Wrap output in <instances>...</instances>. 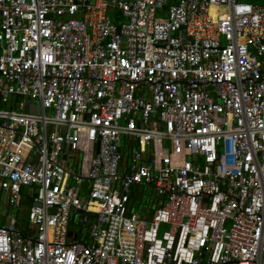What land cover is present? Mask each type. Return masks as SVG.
I'll return each instance as SVG.
<instances>
[{"label": "built area", "instance_id": "obj_1", "mask_svg": "<svg viewBox=\"0 0 264 264\" xmlns=\"http://www.w3.org/2000/svg\"><path fill=\"white\" fill-rule=\"evenodd\" d=\"M4 206L0 264H264V0H0Z\"/></svg>", "mask_w": 264, "mask_h": 264}, {"label": "trees", "instance_id": "obj_2", "mask_svg": "<svg viewBox=\"0 0 264 264\" xmlns=\"http://www.w3.org/2000/svg\"><path fill=\"white\" fill-rule=\"evenodd\" d=\"M239 1L248 2V3H257V1H261L262 2V0H239ZM139 194H140L139 197L138 196H134L133 197V199H132V201H133L132 206L134 207V209L136 211L139 212V214L141 216H145V213L147 211L150 212V210H152L153 207L151 205V200L148 201L147 198H146V196H147L148 193L146 194L145 187L144 188H141V190L139 191ZM6 207H8V206H6ZM28 208H29V205H28V203H26L25 205H23L18 210V212H19V219L18 220L19 221H18L17 225H19V228L23 231L24 234L26 233V229L23 228V223L26 221L25 220V217H26V211L28 210ZM6 212H8V211L6 210Z\"/></svg>", "mask_w": 264, "mask_h": 264}, {"label": "rangeland", "instance_id": "obj_3", "mask_svg": "<svg viewBox=\"0 0 264 264\" xmlns=\"http://www.w3.org/2000/svg\"><path fill=\"white\" fill-rule=\"evenodd\" d=\"M257 3H261V1H257ZM145 190H146V194L148 193L146 196L147 200L148 201L154 200L155 196H154V193L152 192V189L150 187H145ZM5 210L10 211L8 209V207H6V206L4 207L3 211H5ZM151 212H152V210H151Z\"/></svg>", "mask_w": 264, "mask_h": 264}, {"label": "crops", "instance_id": "obj_4", "mask_svg": "<svg viewBox=\"0 0 264 264\" xmlns=\"http://www.w3.org/2000/svg\"><path fill=\"white\" fill-rule=\"evenodd\" d=\"M152 203H153V200L151 201V205H152ZM152 207H153V205H152ZM150 214H152L151 210H150L149 213L146 212V213H145V216H146V217H149ZM5 215H6V210L3 212V215H1V218H0V222H1V223L4 221V217H5Z\"/></svg>", "mask_w": 264, "mask_h": 264}, {"label": "bare ground", "instance_id": "obj_5", "mask_svg": "<svg viewBox=\"0 0 264 264\" xmlns=\"http://www.w3.org/2000/svg\"><path fill=\"white\" fill-rule=\"evenodd\" d=\"M216 8L214 6L211 7V10L214 11Z\"/></svg>", "mask_w": 264, "mask_h": 264}, {"label": "water", "instance_id": "obj_6", "mask_svg": "<svg viewBox=\"0 0 264 264\" xmlns=\"http://www.w3.org/2000/svg\"><path fill=\"white\" fill-rule=\"evenodd\" d=\"M35 205H38L37 203H35Z\"/></svg>", "mask_w": 264, "mask_h": 264}]
</instances>
